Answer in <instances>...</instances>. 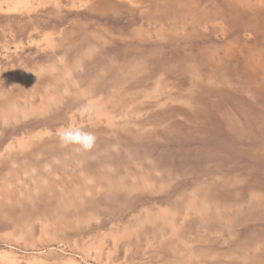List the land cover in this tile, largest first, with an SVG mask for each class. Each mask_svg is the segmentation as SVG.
I'll use <instances>...</instances> for the list:
<instances>
[{"label":"rangeland","instance_id":"rangeland-1","mask_svg":"<svg viewBox=\"0 0 264 264\" xmlns=\"http://www.w3.org/2000/svg\"><path fill=\"white\" fill-rule=\"evenodd\" d=\"M0 264H264V0H0Z\"/></svg>","mask_w":264,"mask_h":264},{"label":"clouds","instance_id":"clouds-1","mask_svg":"<svg viewBox=\"0 0 264 264\" xmlns=\"http://www.w3.org/2000/svg\"><path fill=\"white\" fill-rule=\"evenodd\" d=\"M56 134L62 148L78 146L74 148L75 151H91L97 140L94 133L85 131L79 127H61L57 130Z\"/></svg>","mask_w":264,"mask_h":264}]
</instances>
